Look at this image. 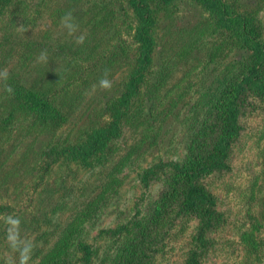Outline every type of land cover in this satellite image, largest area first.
Here are the masks:
<instances>
[{
	"label": "trees",
	"instance_id": "trees-1",
	"mask_svg": "<svg viewBox=\"0 0 264 264\" xmlns=\"http://www.w3.org/2000/svg\"><path fill=\"white\" fill-rule=\"evenodd\" d=\"M80 1L83 0H67L63 9L55 8L53 13L61 20L70 12L72 22L79 20L81 25L87 20L82 28L86 39L82 45L76 43L77 37L57 43L55 54L63 67L49 76L47 87L40 90L23 83L18 72L9 74L1 84L0 144H5L12 140L15 128L32 134L39 128L63 124L99 84L105 70L109 76L116 68L126 69V77L107 97L102 114V118H108L106 122L85 130L81 140L52 144L34 166L33 171L38 172L34 186L43 189L58 162L102 171L95 182V192L82 201L80 209L58 232L40 227L37 243L41 241V247H31L34 257L30 261L160 264L171 244L193 228L183 264H204L217 243L214 236L229 224L227 213L219 208L217 183L232 173L231 156L248 135L257 151L259 169L238 195L245 214L243 223L236 228L238 242L228 243L229 247L242 246L243 254L228 252L237 264H264V23L257 17L264 7H255L264 0H251L253 4L249 6L238 0H189L200 6L205 16L191 39L178 46L177 63L195 51L198 55L204 51L203 59L193 60H199L198 67L205 70L218 65L224 54L235 53L236 58L208 88L195 91L199 97L183 124L187 140L184 157L177 162L160 158L148 168L140 167L143 198L135 199L131 215L114 226H103L101 218L117 203L129 175L124 173L137 165L133 157L140 156L141 160L158 146L163 121L168 118L159 110L168 95L181 87L177 107L185 103L196 85L189 81L187 72L172 90L162 94L172 73L171 64L163 63L166 66L162 64L155 71L158 22L154 4L171 5L175 0H96L86 7V13H76L74 7ZM13 7L15 16L30 8L27 0H0V16ZM81 16L83 19H79ZM5 43L0 38L1 50ZM23 46L26 60L32 57L34 47L38 48L36 42ZM21 65L26 64L22 61ZM5 83L13 93L4 90ZM252 117H260L263 125L246 135ZM125 130H135L132 144ZM4 149L0 146L1 155ZM82 190L83 187L64 183L60 207L74 203L73 198L82 195ZM10 208L5 206L3 210ZM99 241L104 243L101 252Z\"/></svg>",
	"mask_w": 264,
	"mask_h": 264
},
{
	"label": "rangeland",
	"instance_id": "rangeland-1",
	"mask_svg": "<svg viewBox=\"0 0 264 264\" xmlns=\"http://www.w3.org/2000/svg\"><path fill=\"white\" fill-rule=\"evenodd\" d=\"M94 1L96 0L80 1L74 7V11L79 13L84 10V13H86L88 10L86 7H90ZM66 2L67 0H51L48 2L44 0H27L30 8L28 7L26 13L15 16L16 7H13L10 12L0 16V38L6 42L2 46V50L0 49L2 51V53L0 51L2 54L0 56V71L6 68L9 74L18 72L24 79L23 83L34 85L36 89L47 87L46 81L49 76L63 67L62 62L57 60L55 54L58 47L57 43L71 41L83 34L82 28L87 22V20H84L81 25V21L75 20L73 23L79 26L78 30L69 35L68 30L62 26L61 20L53 15L55 8L63 9ZM238 2L241 5L248 6L253 4L251 0H238ZM255 7H264V3L257 4ZM154 9L157 12L158 22L155 35L157 39L155 71H159L163 63L166 65L171 64L172 69V73L166 82L167 86L162 90V94L167 93L166 91L169 89L172 90V87L187 72V78L189 81H193V86L196 85V87L184 100L185 103L182 102L178 107L176 97L180 94L182 87L168 95L164 107L159 110L162 116L165 114L168 115V118L163 121L158 146L141 160H139L140 156L133 157L137 165L133 167V170L124 173V175L128 173L129 175L121 188V195L117 203L102 216L101 223L104 224L103 226H114L124 220L126 215H131L135 199L143 198L144 191L139 172L140 167L148 168L161 160L160 158L177 162V159L184 157V147L187 140L183 124L187 118V112L199 97L195 91L199 88L202 91L208 88L217 76L225 72L227 65L235 57V53L224 54L218 65H213L210 69L205 70L200 65L198 67L199 60H193L194 58L203 59L204 51L199 55L198 51H195L194 55L184 56L185 60L178 64V46H183L191 39L193 31L196 30L197 25L205 16L204 12L200 6L189 0H175L171 5L163 6L155 3ZM258 9L253 8V10ZM35 16H37L36 20L33 23H28ZM78 16L75 15V18ZM257 17L258 20L264 23V8ZM79 19H83V17L81 16ZM58 21L60 22L56 23ZM27 42H36L38 48L36 50L34 47L32 57L26 60L22 51L23 44ZM42 52L47 54L45 60L40 59ZM9 53L11 54L10 57L6 56ZM22 61L25 62V66L21 65ZM166 65L163 64V66ZM125 77L126 69H114L113 74L107 77L112 81V88L106 90L100 88L99 84L96 85L81 102L75 113L63 124L45 130L39 128L32 134L19 132V129L15 128L12 140L0 144L2 148H5L2 155L0 154V264H20L21 253L25 247H41V241L37 243L40 227L45 229L49 227L48 230L58 232L66 224L68 218L80 209L82 201L95 192V182H97L102 171L100 169L89 170L78 163L69 164L66 162L63 164L58 162L51 169L43 189V186H34L35 175H38V172L33 171V168L40 162L43 152L49 150L52 144L76 142L82 139L85 130L88 131L104 124L108 119L106 117L102 118V114H105L103 110L107 105V97L114 94L116 85ZM1 84L2 79H0V95L3 92ZM183 84L184 86L187 85V81H184ZM174 105H176L175 108ZM0 111H2L1 108ZM2 113L3 111L0 112V116ZM260 119V117L250 118L251 122L245 132L246 135L258 130L263 125ZM134 131L125 130V135L130 138L128 142L130 144L136 138L133 134ZM258 163L254 142L247 135L241 140L231 156L232 173L217 183L215 192L220 199L219 208L227 213L229 224L223 232L214 236L217 243L213 252L207 256L204 264H237L238 261L232 258L228 251L231 250L239 256L243 254L242 246L238 244L229 247L228 243L238 242L236 228L243 223L245 214L243 205H240L237 201L238 195L256 176L259 169ZM64 183L69 186L83 187V193L73 198L74 203L61 208L60 194ZM85 188H87L86 191ZM148 200H145L143 207H145ZM5 206L11 208L3 210ZM9 217L20 221L18 228H13L8 223ZM10 229H12V234L16 236L15 246L9 240ZM193 232L194 229L191 228L188 233H184L180 236L181 238L173 242L170 248L167 249L168 255L160 264H183ZM94 234L96 235L97 232H94ZM52 243L53 241L48 246ZM103 244L101 241L97 244L98 248L101 247L100 252L103 249ZM33 257L34 253L30 250L28 264L36 263L37 259L30 261Z\"/></svg>",
	"mask_w": 264,
	"mask_h": 264
},
{
	"label": "clouds",
	"instance_id": "clouds-1",
	"mask_svg": "<svg viewBox=\"0 0 264 264\" xmlns=\"http://www.w3.org/2000/svg\"><path fill=\"white\" fill-rule=\"evenodd\" d=\"M61 24L64 28L68 30L69 35H72L73 33H75L79 27L78 25L72 22V14L70 12L61 18ZM85 39H86V36L81 34L77 37L76 43L82 45L84 44ZM46 56L47 54L45 52H42L40 54V59L45 60ZM8 77H9V73L6 68L3 71H0V79L7 81ZM107 77H108V73H107V70H105L104 76L101 77L98 83H99L100 88L110 90L112 88V81L109 80ZM4 90L10 94L13 93L14 91L12 87L7 85L6 83H5ZM8 223L11 224L13 228H18L20 221L18 219L14 220L12 217H9ZM9 232H10L9 240L12 241L13 246H15L16 236L12 234V229H10ZM30 250H31L30 246L25 247L23 249L21 253L20 264H28V260L30 258Z\"/></svg>",
	"mask_w": 264,
	"mask_h": 264
}]
</instances>
